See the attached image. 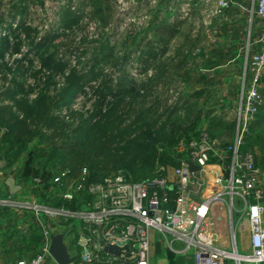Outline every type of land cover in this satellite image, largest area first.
Wrapping results in <instances>:
<instances>
[{
    "label": "built area",
    "instance_id": "built-area-1",
    "mask_svg": "<svg viewBox=\"0 0 264 264\" xmlns=\"http://www.w3.org/2000/svg\"><path fill=\"white\" fill-rule=\"evenodd\" d=\"M234 2L216 0L213 13L222 17ZM250 13L260 22V47L244 58L230 143H216L203 129L177 144L176 165L156 162L153 175L144 180H132L122 170L91 179L86 166L75 175L60 167L44 168L28 179L26 192L32 190L34 196L0 197V205L32 214L44 237L41 250L0 264H43L50 236L57 234L46 221L59 218L65 220L63 242L68 251L70 245L76 250L81 264H152L154 234L164 251L188 257L192 264H264V169L251 149L240 150L249 122L264 103L259 90L264 75V0H251ZM189 162L197 169L191 170ZM197 181V195L192 196ZM223 210L224 233L217 227ZM242 217L248 219L249 252L238 247ZM107 244L119 253L105 252Z\"/></svg>",
    "mask_w": 264,
    "mask_h": 264
},
{
    "label": "trees",
    "instance_id": "trees-1",
    "mask_svg": "<svg viewBox=\"0 0 264 264\" xmlns=\"http://www.w3.org/2000/svg\"><path fill=\"white\" fill-rule=\"evenodd\" d=\"M27 1L20 0L22 4ZM83 4L90 7V18L97 19L104 27L109 24L108 0H82L81 5ZM79 10L71 12L70 7L66 6L59 14L60 32H47L37 39L36 35L33 36L36 29L21 18L14 27L11 25L17 15H27L26 7L11 4L3 10L0 2V29L22 36L33 48V57L27 62L32 64L36 59L38 68L32 75H61L65 86L72 93L86 95L89 103L84 115H80L74 123H68L53 110L55 104L62 99L61 96L42 95L29 102L21 84L15 81H12V88L8 86L0 89V152L5 167L14 165L33 137L60 140V145L51 149V156L59 161L60 168L75 175L82 166H86L91 179H101L113 171L122 170L130 179L132 175L136 180H141L153 175L156 162L176 165L177 154L169 157L160 153L157 145L164 147L176 142L181 133V123L184 122L173 120L179 109L186 111L185 126L189 129L195 126L200 113H197L196 103L191 99L203 93V90H196L184 96H174L172 104H167L166 98L160 95V90L166 88L174 71L185 68L187 56L192 51V46L186 48V44H182L175 49L171 59L166 55L170 42L180 33L182 20H160L152 25V38L146 40L145 45L138 50L137 60L141 64L138 70L141 78L138 79L125 72L117 75L112 71L108 72L105 66L114 62L110 52L102 51L104 46L91 56V63L85 70L78 71L70 66L67 55L75 50L58 48L55 41L62 35L67 36V32H71L79 24L85 15L81 11L79 13ZM2 42L4 48L9 44L6 38ZM215 48L213 46L212 50ZM18 50L17 45L15 51ZM85 52L77 50L74 54L79 58ZM170 61L176 62L173 71L169 68ZM98 63L105 66L96 67ZM7 67L11 69L10 65ZM213 75L214 72L211 71L209 76ZM0 79L6 80L5 76H0ZM19 93L23 95L16 100ZM5 100H13L21 116L12 111L10 104L3 103ZM209 126L218 127L221 122L211 120ZM184 128L188 129L183 126L182 130ZM208 134L213 138L209 131ZM254 144L264 151V103L258 107L254 118L249 122L240 150L251 149ZM34 153L35 148L29 156L32 157ZM32 162V158L25 159L17 171L18 177L29 179Z\"/></svg>",
    "mask_w": 264,
    "mask_h": 264
},
{
    "label": "rangeland",
    "instance_id": "rangeland-1",
    "mask_svg": "<svg viewBox=\"0 0 264 264\" xmlns=\"http://www.w3.org/2000/svg\"><path fill=\"white\" fill-rule=\"evenodd\" d=\"M81 1L28 0L22 4L20 0H0L3 10L11 4L26 7L27 15L20 17L17 15L15 20L11 21V25L14 27L16 21L21 18L23 22L36 29L33 36L36 35L37 39L47 32H60L59 14L66 6L70 7L71 12L79 8V13L80 11L85 13L79 24L71 32H67V36L62 35L55 41L58 48H69L75 50L74 53L77 50L86 51L79 58L74 53L68 54L70 66H74L78 71L85 70L91 63V56L93 57L104 46L102 51L110 52L115 64L105 66L98 63L96 67L104 65L106 70L112 71L114 75L125 72L138 79L141 78L138 74L141 65L137 60L138 50L145 45L146 40L152 38V25L160 20L168 22L182 20L179 27L180 33L170 42L166 55L171 59L175 49L182 44H186V48L192 46V51L187 56L185 68L174 71V75L166 83V88L160 90V95L166 98L167 104H172L175 101L174 96H184L192 91L203 90L200 96L191 99L196 103V110L200 113V117L195 126L189 129L185 126L186 111L179 109L173 120L178 122L184 120L181 123V133L174 144L164 147L157 145V151L173 157L178 154L177 144L179 142L185 144L203 129L213 135L216 143L221 145L230 143L233 136L231 125L236 95L243 76L242 65L246 54L249 53H247L246 46L253 39L260 40L261 30L255 18H253L250 29L248 18L236 20L233 24L228 23L225 21L227 14L218 17L213 13L216 0H108L110 20L109 24L104 27L98 23L97 19L90 18V7L87 4L81 5ZM230 9L233 10V8ZM230 9L225 13L230 14ZM4 38L9 42L5 48L2 42ZM17 45L19 50L15 51ZM213 46L216 47L214 50H212ZM32 49L29 42L22 36L4 30V28L0 29V76L6 78V80L0 79V89L8 86L12 88V81H15L21 84L29 102L42 95L61 96L62 99L55 104L53 110L64 117L66 122L74 123L80 115L85 114L89 106L87 96L72 93L65 86L61 75L38 73L33 76V72L38 68V62L36 59L32 64L27 62L33 57ZM6 64L10 65L11 69H8ZM170 64L169 68L173 71L176 62L170 61ZM211 71L214 72L213 76H209ZM261 92L264 95V90L261 89ZM22 95L19 93L15 99L19 100ZM3 103L10 104L12 111L17 116H21L13 100H5ZM211 120L221 122V126L210 128ZM183 126L188 129L182 130ZM60 142L56 138L43 140L40 137H33L14 165L18 164L21 168L25 159L32 158L31 175L39 173L44 168L53 171L55 167L61 166L59 161L51 156V149L53 146L58 147ZM34 148L36 153L31 157L29 154ZM251 150L254 152L258 167L263 170L264 151L260 150L256 144ZM179 154L183 156L184 153L182 151ZM130 177L132 180L137 179L132 175ZM207 178L209 176L206 173ZM226 214L223 210L220 214L221 218L217 221V227L222 233L227 228ZM244 221L245 217L238 220V229ZM237 238L239 251H241L240 249L248 245L246 230L238 232ZM65 239L67 240V236ZM72 249L70 245L69 251ZM155 254V257L159 256V253ZM152 264H157L153 258Z\"/></svg>",
    "mask_w": 264,
    "mask_h": 264
},
{
    "label": "crops",
    "instance_id": "crops-1",
    "mask_svg": "<svg viewBox=\"0 0 264 264\" xmlns=\"http://www.w3.org/2000/svg\"><path fill=\"white\" fill-rule=\"evenodd\" d=\"M230 8H233V10H231ZM250 8L251 0H235V2L225 10V12H228V10L230 9V14L224 12V14H227V18L225 21L233 24V22H235L236 20H246V18H248L250 29L252 26L253 18H255L257 24H259L260 26L259 19L255 15L250 13ZM259 47L260 40H251V42H248L246 46L247 53L249 52L248 54H252L256 52ZM261 89L264 90V75L262 76L261 82L259 84V90L262 94ZM0 159L3 160L1 152ZM19 167L20 166L17 164L13 165L12 167H3L2 169H0V197L9 196L13 199H20L26 195L28 197L34 196L35 192H33L32 190L30 195H28L26 192L29 191L28 180L18 177L17 171ZM8 177H13L14 183L19 186V188L14 192H11V190L5 183V180ZM199 183L200 182L197 181L192 184V196L197 195L196 190L200 185ZM46 226L49 227L50 230L54 233H62V230H64L65 226V220L59 218L56 221H46ZM243 230H246L247 232L248 245L246 246V248L240 250L242 252H249V224L247 217H245L244 222H241L240 228L237 231L242 232ZM43 243L44 237L42 231L37 225L34 224V218L32 214L28 212H19L12 206L0 205V260L7 262L18 258L31 257L34 254L40 252ZM151 251L152 258L157 264H192L191 259L188 257L178 256L170 251H164L162 242L156 234L153 235ZM75 252L76 250L74 248L71 251H68L69 255L73 258V261L70 264H81L78 257H75ZM155 253H159V256L157 255V257H155ZM43 264L57 263L48 253L44 255Z\"/></svg>",
    "mask_w": 264,
    "mask_h": 264
},
{
    "label": "water",
    "instance_id": "water-1",
    "mask_svg": "<svg viewBox=\"0 0 264 264\" xmlns=\"http://www.w3.org/2000/svg\"><path fill=\"white\" fill-rule=\"evenodd\" d=\"M3 167H5V161L0 159V169H2ZM189 167L191 170L197 169V167L193 166L190 162ZM5 183L9 187L11 192H14L19 188V186L14 183L13 177L6 178ZM103 250L114 255H117L119 253V248L110 244L105 245ZM48 253L57 264H70L73 261V258L69 255L67 247L63 242V234L61 233L52 234L50 236Z\"/></svg>",
    "mask_w": 264,
    "mask_h": 264
}]
</instances>
